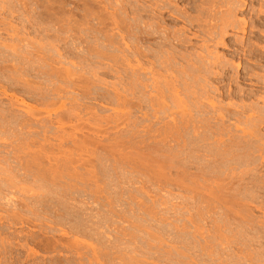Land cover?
<instances>
[{
    "label": "rangeland",
    "instance_id": "1",
    "mask_svg": "<svg viewBox=\"0 0 264 264\" xmlns=\"http://www.w3.org/2000/svg\"><path fill=\"white\" fill-rule=\"evenodd\" d=\"M250 1H253L254 4L258 0ZM125 4H128L129 7L132 5L134 7L137 4L140 7L149 8L151 0H0V264H206V258L209 260L207 264H218L219 256L223 258V256L232 255V258L236 259L231 254L233 250L236 251L235 253L244 250L245 253L248 249V252L252 251L250 248L254 251V245H260L259 242L261 241L264 244V151H260L264 149L262 147V145L264 146V141H262L264 133L261 137L259 133V135L257 134L258 130L262 133L264 127L261 126L255 132L254 128L257 129L258 127L252 125H250L251 128L249 125L235 127L232 125H235V122L230 124V121H225V123L228 122L227 125L221 124L228 126L231 130L224 129V125L218 126L214 122L209 125L207 130L202 126L200 120L202 117H208L209 113V117H212V111L204 112V115L207 114L204 116L203 110L200 108L205 107V104L203 105L200 101L198 103L197 99L194 102L193 98L192 100L189 97L185 98L187 97L185 93L182 96L185 99L186 110L182 109L185 108L184 104L177 108L170 101H168L170 103H168V107L174 109V113H171L174 117L177 114H175L176 109L183 115L178 114L179 120L181 117H188L189 114V117L193 115L195 119L192 116V120L197 122L185 123L186 125L180 123L182 126L178 123L179 120L173 123L172 118L170 119L168 116L171 115L168 112H172V110H164L168 115L165 113L163 116L160 113L164 112H159L157 114L162 117L155 115L158 120L154 118V112L146 108L144 102L141 104L146 99L144 96L148 94L149 97L152 96L153 92H150L154 88L151 83L153 81H151L152 76L144 75L146 77H144V83L148 84L149 88L146 89L147 92L144 87H140L143 89L140 90L136 87L135 78L132 77L133 74L130 71L127 76H124L120 62H122V50L126 47L127 42L134 44V41L131 40L134 37L133 34H137L138 29L146 31L148 28H146L145 22L151 25L149 27L150 25L147 24L150 30L148 31L153 32L154 27L152 25H157L158 22L155 19V22H152V15L149 14V17L144 16L145 19L136 26L135 20L138 15L135 12H130L126 18L125 9L127 8L124 6ZM179 5L184 8L182 6H186V3ZM253 6L258 7L256 9L258 11V3ZM261 15L258 12L248 13V11L238 15L237 19L246 18L250 22L249 25L252 26L253 24L257 29L251 30L253 33L250 34L251 28H248L247 31H249L244 33H247L245 36L243 32L238 31L237 35L234 36L235 41L234 39L226 40V43L222 44L223 46L210 44L208 49L201 45L203 41L199 40L197 36L202 34L198 30L196 31V28L193 31L189 25L183 22L178 23L166 15L164 18L167 22L164 23L166 25L163 24L166 32L182 30L181 33L184 32L183 35L187 36V39L191 38L192 43L186 45V49L172 43L173 45L170 44L171 47L165 45L166 47L164 46L165 49L163 48L162 51L163 53L170 52L169 54L171 51H177L176 53L180 54L179 57L188 56L184 60L177 55L179 61L176 62L179 67H184V70L189 66V73L190 70L195 69L192 64L195 65L201 58L200 56L196 57V55L201 54L202 56L203 53L202 57L206 56V58L212 56V58H226L225 60L235 64L239 61L244 62L249 64L247 67L249 68L254 64V60L255 62L260 59L264 60V55L262 54L263 58L259 55L261 54V46H264V39H259V34L262 35L259 31L264 30V17L261 19ZM149 18H151V22H149ZM103 20H105L104 23ZM125 20L130 22L129 25L133 23V27L128 26L131 31H128L129 34L127 33V37L132 36V38L123 40L122 37L125 36L123 32H127L122 28L125 27L122 25ZM160 26L162 25L159 24ZM163 28H158L159 30L162 29L160 30L163 32H161L162 34L166 33ZM194 33L197 35L196 38H192ZM159 36L157 34L155 40L161 41L163 35ZM202 37L203 35L200 38ZM239 37H243V39L251 37L249 43L252 48L249 47V49L254 50L257 46L255 50L259 51H257V56H254L255 58L252 57V62L247 56L248 53L243 56L246 58L245 61L243 60L245 58L241 59L244 46L242 47L238 42L242 39H238ZM124 41H127L126 44ZM159 41L154 42L156 45L153 44L156 48L150 43L146 44L147 42L142 43L141 47L144 48L145 46L148 48L144 49L153 48L151 50H157V43H161ZM39 48H43L42 51H39L40 53L38 52ZM203 49H206V52ZM167 50L169 51L167 52ZM262 63L264 64V61ZM262 63L259 66L258 63L254 64V68L260 69H255L259 74L264 73ZM235 64L232 65L235 66ZM177 65L175 64V67L170 65L172 68L170 71H168L170 66L166 72L161 68L160 70L159 67H156V71L158 74L160 71L163 75H159L162 77L167 72L166 77L170 73L182 75L181 72L184 71L180 72L182 67L175 73V69H179ZM173 68L175 69L173 70ZM251 68L253 69V67ZM68 70L72 74L74 73L73 76L66 75L71 76L70 79L63 76ZM215 70L218 71L219 69ZM185 71L187 72V70ZM185 71L183 73H186ZM250 72L251 70L249 74H251ZM200 73L199 76L197 73L195 78L206 80L208 83L204 82L203 84V81L197 79L198 85L202 86L206 83L209 85L210 83V87L213 86L207 88L210 90V94H215V87H220L225 92H228L231 85L232 90L237 87H244L246 91L254 88L252 85L249 86L250 83L247 80L242 82L237 80L238 84L235 85V78L223 79L222 81L218 76L212 77L213 74L211 73L210 75L206 72L204 74L203 71L202 75ZM217 73H220V70ZM61 76L66 79L63 80ZM130 78H134L133 82ZM182 80L179 79L180 84L177 83V87L179 85L189 86L188 83L192 86L188 79L187 83L185 77ZM129 82L135 86L132 84L131 86L128 85L129 87L126 86ZM125 86L143 92L139 94L140 99L137 95L135 96L139 101L129 96L128 99H131L130 104H132L129 110H125L121 106L123 101L120 99L124 96ZM190 90L193 91L192 88ZM141 96L143 97L142 100ZM188 96L192 97L189 94ZM186 99L190 103L187 104L188 100ZM138 104L141 106L139 108L142 109L138 108ZM171 104L174 105V108ZM194 105L199 106L198 111ZM259 106V109H262L264 104L261 103ZM181 109L182 111H180ZM205 109L204 111H207ZM145 111L147 113L151 111L153 114L151 112L146 114ZM127 112L128 116L126 117L125 113ZM201 115L203 116L201 117ZM176 124L178 127L175 126ZM75 126H77V130ZM233 131L235 134L232 133ZM249 132H251V136L255 132L254 139L251 136H248L250 138L246 136ZM205 133L206 135L207 133L214 134L212 137L209 135L211 138L209 137V141L206 143L204 141L206 135H203ZM218 134L219 136L216 137L215 135ZM62 135L64 136L62 137ZM218 139L224 141L221 142L219 148L214 144ZM203 141L204 143H201ZM207 142H210V144L208 143L210 149L205 145ZM260 143L262 145L259 147ZM57 144H61V146ZM206 147L212 150L210 152L213 156L211 158L210 155L209 158L211 165L209 166L212 170L209 169L208 177L203 165L205 164L203 158L206 157L205 154L207 153ZM216 149L219 154H222L223 151L224 155L227 152V155L229 154L231 157L223 154L221 157H219L220 155L215 157ZM236 155L240 156L237 157ZM234 156L237 157L236 160L240 157L243 159L240 158L236 162ZM211 159H214V162ZM232 159H234L233 162ZM240 170L245 172L246 177H242L246 178V181L242 177H238L239 174L243 175ZM205 176L210 178L211 182L206 183ZM215 181H219L216 183L217 186ZM244 181L245 183H243ZM207 185L214 190L210 191L208 188L207 195L209 196L206 195L207 190H205ZM225 190H229V193ZM210 192L219 194L214 193L219 197L212 195L213 199L216 198L214 202L213 199L209 200L211 198ZM206 200L210 202L206 203ZM211 204L214 207L211 208ZM218 207H220L219 210ZM207 209L208 211H206ZM248 221L249 223H246ZM226 222L227 227L224 224ZM246 224H249V229L248 226H244ZM213 225L217 229L218 227L221 229V234L219 229L217 231ZM221 225L225 227H221ZM213 227L216 232L212 231V229L214 230ZM206 231L209 232V235L205 234ZM245 231H249L248 234L252 233L251 236ZM214 232L216 235L219 233L218 236L227 233L226 238L221 236L219 238ZM232 232L233 234L236 233L237 238L231 234ZM243 233H246L248 238L244 239ZM206 235L213 239V241H209L211 245L208 244V248L211 246L209 248L210 253L213 252L210 255L213 256H205ZM252 235L257 239H254ZM251 237L252 240H250ZM216 238L224 239L225 245H223L226 247L223 245L224 248L220 247L218 245L220 241L218 242ZM225 239H228L227 241L233 245L227 243ZM252 241L259 244H254ZM231 247L234 249L231 250ZM226 248H230V252L226 250L227 254H223ZM256 248L258 247L256 246ZM240 252H238V256H240ZM220 253L222 255H219ZM238 256L236 261L238 258L241 259V256L244 257L242 254L240 257ZM225 259L227 260L224 257ZM228 259L232 260L230 256ZM242 262L241 260V263L238 264H245ZM232 263H234L233 260Z\"/></svg>",
    "mask_w": 264,
    "mask_h": 264
},
{
    "label": "bare ground",
    "instance_id": "2",
    "mask_svg": "<svg viewBox=\"0 0 264 264\" xmlns=\"http://www.w3.org/2000/svg\"><path fill=\"white\" fill-rule=\"evenodd\" d=\"M132 1V0H131ZM143 1V0H142ZM55 2V1H54ZM127 2H129V1H127ZM255 2V1H254ZM7 3V2H6ZM5 3V4H6ZM10 3V2H9ZM180 3H186V6H182V7H184V8H181L180 7ZM258 3V5H259V9H258V11L256 10L258 7H254L253 5L254 4H257ZM11 4V3H10ZM39 4H40V2H39ZM44 4V3H43ZM54 4V3H53ZM129 4H130V2H129ZM139 4V3H138ZM145 4V3H144ZM253 4V1H250V0H151V6L149 7V8H144V6H142V7H140L139 5H137L136 4V6H134L133 7V5H132V7H129V5L128 4H125L124 6L127 8V9H125V17L127 18V16H128V13H130V12H135L136 13V15H138V17L136 18V20H135V23H136V26L137 25H139L142 21H143V19H145V17L144 16H148L149 14H151L152 16V18H153V20H152V22H155V20L158 22V26L157 25H152V27H154V31L153 32H149L150 30H149V27H151V25L150 24H148V22H145L146 24V28H148L146 31L145 30H143V29H141V30H139L138 29V32H137V34L136 33H134V34H136V35H134L133 34V38H135V39H133L132 38V36H130V35H128V36H130L129 38L131 39V40H133L134 42V44H132V46H131V44L129 43V42H127V41H124L125 42V44H126V42H127V44L125 45L126 47L125 48H123V50H122V62H120V64H122V71H123V73H124V76L126 75H128L130 72L133 74L132 75V77H134L135 78V84L137 85L136 87H138V88H140V87H144L145 88V91L147 92V90H148V88H149V86H148V84L146 85L145 83H144V75H146V74H149V75H151L152 76V78H151V83H152V87H154V88H152L153 90H151L150 92H153L151 95V97H149L148 95V99H147V96H144V101H142V103L141 104H143V102H144V105H146V108H149L151 111H153L154 112V118H156L157 120H158V118L157 117H155V115H158L157 113H159V112H164V113H160L162 116H163V114H165L166 112L164 111V110H166V111H171L172 109H170L169 107H168V101H170V102H172V103H174V105L175 106H177V108L178 107H181L182 106V104H184L185 103V99H184V96H182L184 93H185V96H187V97H185V98H190L191 100H192V98H193V101L195 102L196 101V99H197V102L198 101H200V103H202L205 107H206V109H205V107H202V108H200L201 110H203V115H204V112H208V110H210V111H212V113H211V115H212V117H209L210 116V113L207 115V114H205V115H207L208 117H206L205 115V117H202L203 115H201V123H202V126L203 127H205V128H207V130H208V128H209V125L212 123V122H214L216 125H224V124H221V123H225V121H230L229 123L230 124H232V122H235L236 124L234 125V124H232L233 126H235V127H238V125L239 126H244V127H246V125L248 126L249 125V127H250V125H252V126H254V127H258L257 129L256 128H252V130H254L255 132L261 127V126H263L264 127V107H262V109H259L260 108V106L259 105H261V103L262 104H264V73L262 74V73H257L256 71H255V69H259V68H254V64H256V63H258L257 65L259 66V64H261L264 60H258V61H256L255 62V60L253 61L254 62V64L252 65L251 63V67H253V69L249 66V68H247L248 67V65L249 64H245L244 62H240L239 60V62L238 63H230V61H227V60H225V59H222V58H220V57H215V58H210V57H207L206 58V56H204V57H202L203 56V54H202V56H201V54L200 55H196V57L197 56H200L201 58L199 59V61L194 65V63L192 64V67L193 66H195L194 68L195 69H193V70H190V73H189V66L187 67V69L185 68V70H187V72L183 69L184 67H179L178 65H177V62L176 61H179L178 59L179 58H181L182 56H180L179 57V55L174 51H171V54H169L170 52H168L169 50H167V52L168 53H163V51L162 50H164L165 48H164V46L165 45H169V47H171V45L170 44H172V43H176L175 45L177 46H181L182 47V49L185 47V49H186V45H188V44H190V42L192 43V40H191V38H188L187 39V36H184L183 35V33H181V31H173V32H170V31H168V32H166V28L164 29L163 28V26L164 25H166V24H164L165 22H167V20L164 18L166 15H168V17H172L176 22H183V23H185V24H187V25H189L190 27H192V30L194 29V28H196V31L198 30L202 35H203V37L202 38H200L202 35H200V36H197L195 33L193 34V37L192 38H196V36H197V38L199 39V40H201V41H203V43L201 44V45H203L205 48H207L208 49V47H209V45L210 44H212V46H213V44H215L216 46H217V44L219 45V44H223L224 45V43H226L225 41L227 40V41H229V40H233L234 39V36H236L237 34L236 33H238V31H241V32H243V34L247 31V29L248 28H251L250 29V34L251 33H253L251 30H256L257 28H256V26L255 25H253L252 24V26H251V24L249 25V23L250 22H248V20L246 19V18H244V19H237V16L238 15H240V14H244V13H246L247 11H248V13L249 12H251V13H256V12H258V14H262L261 15V19H262V17H264L263 15H264V0H258L257 2H255ZM8 5V4H7ZM128 7H127V6ZM146 5V4H145ZM3 6V5H2ZM42 6V5H41ZM56 6V5H55ZM131 6V5H130ZM139 6V7H138ZM146 7V6H145ZM148 7V6H147ZM1 8V7H0ZM4 8V7H3ZM40 8V7H39ZM132 8V9H131ZM53 9V8H52ZM3 10V9H2ZM40 10V9H39ZM57 10V9H56ZM60 11V10H59ZM86 11V10H85ZM54 13V12H53ZM85 13V12H84ZM89 13V12H88ZM44 14V13H43ZM132 14H134V13H132ZM53 15V14H52ZM52 15H51V17H52ZM87 17V16H86ZM96 17H98V16H96ZM105 17V16H104ZM149 17V16H148ZM147 17V18H148ZM245 17V16H244ZM58 18V17H57ZM146 18V19H147ZM104 19V18H103ZM108 19V18H107ZM114 19V18H113ZM150 19L151 18H149V22H151L150 21ZM155 19V20H154ZM168 19V18H167ZM254 19V18H253ZM50 20V19H49ZM264 20V19H263ZM65 21V20H64ZM104 21L105 20H103V23H104ZM148 21V20H147ZM174 21V22H175ZM79 22V21H78ZM94 22V21H93ZM112 22V21H111ZM81 23V22H80ZM102 23V22H101ZM118 23V22H117ZM128 23H130L129 21L127 22V20H125V21H123V26H125V27H122L123 29H125L127 32L125 33V32H123L124 34H125V36H123L122 38H123V40H126V38H128L127 37V33H128V31L130 32L131 30L128 28V26L130 27V26H132V24L131 25H129ZM138 23V24H137ZM150 25L149 27H148V25ZM152 24V23H151ZM159 24H161L162 26H160L161 28H163L164 29V31L166 32V33H164V34H162L163 32L162 31H160V30H162V29H158V28H160L159 27ZM164 24V25H163ZM68 25V24H67ZM264 25V24H263ZM10 26V25H9ZM115 26V25H114ZM118 26V25H117ZM12 27V26H11ZM10 27V28H11ZM76 27V26H75ZM97 27V26H96ZM104 27V26H103ZM133 27V26H132ZM145 27V26H144ZM158 27V28H157ZM7 28V27H6ZM80 28V27H79ZM100 28H102V27H100ZM107 28V27H106ZM135 28V27H134ZM137 28V27H136ZM145 28V29H146ZM155 28H156V30H155ZM263 28V27H262ZM32 29V28H31ZM39 29V28H38ZM77 29V28H76ZM90 29V28H89ZM109 29V28H108ZM129 29V30H128ZM173 29V28H172ZM178 29V28H177ZM42 30V29H41ZM73 30H74V28H73ZM100 30V29H99ZM105 30V29H104ZM103 30V31H104ZM149 30V31H148ZM159 30V31H158ZM180 30V29H179ZM8 31H9V29H8ZM55 31V30H54ZM147 31H148V33H147ZM194 31V30H193ZM248 31H247V33H248ZM40 32V31H39ZM86 32V31H85ZM88 32V31H87ZM108 32V31H107ZM114 32V31H113ZM117 32V31H116ZM134 32H136V31H134ZM163 35V38L161 37L162 35L160 34V33ZM188 32V31H187ZM198 32V33H199ZM32 33V32H31ZM89 33V32H88ZM92 33V32H91ZM104 33V32H103ZM131 33H133V32H131ZM197 33V34H198ZM246 33V34H247ZM259 33H261L262 35H260L259 34V39H264V30H260L259 31ZM90 34V33H89ZM129 34V33H128ZM157 34H159L160 36L159 37H161V41H159V40H155L157 37H156V35ZM189 34V33H188ZM246 34H244V36L246 35ZM258 34V33H257ZM132 35V34H131ZM186 35V34H185ZM195 35V36H194ZM74 36V35H73ZM85 36V35H84ZM239 36V35H238ZM243 36V35H242ZM243 36V37H244ZM78 37V36H77ZM158 37V38H159ZM191 37V36H190ZM243 37H239L238 39H240V38H242V39H240V40H238V42L240 43V45H242V47L244 48V50H243V53H241L242 54V58L241 59H243V58H245V57H243L244 55H246L247 53V56L250 58L249 60H251V59H253L252 57H254L255 55L257 56V51H259V50H255L256 49V47H255V49L254 50H252L251 48V46H250V38L251 37H249V39H243ZM254 37V36H253ZM46 38V37H45ZM121 38V39H122ZM128 38V39H129ZM21 39V38H20ZM23 39V38H22ZM21 39V40H22ZM61 39V38H60ZM64 39V38H63ZM79 39V38H78ZM110 39V38H109ZM111 39H112V37H111ZM114 39V38H113ZM39 40V39H38ZM59 40V39H58ZM82 40V39H81ZM20 41V40H19ZM74 41V40H73ZM76 41V40H75ZM130 41V40H129ZM157 42V41H159V42H161V43H157L158 44V48H157V50L155 49V50H151V49H153V48H151V47H149V48H151V49H144V48H148V47H145L144 46V48H142L141 47V44L142 43H145V42H147L146 44H148V43H150V45H152L153 46V44H154V42ZM234 41H235V39H234ZM110 42V41H109ZM120 42V41H119ZM130 42H132V41H130ZM237 42V41H236ZM63 43V42H62ZM71 43V42H70ZM93 43V42H92ZM102 43H104V42H102ZM129 44V45H128ZM145 44V45H146ZM199 44V43H198ZM144 45V44H143ZM154 45H156V44H154ZM173 45V44H172ZM220 45V46H221ZM222 45V46H223ZM38 46H39V44H38ZM41 46V45H40ZM94 46V45H93ZM202 46V47H203ZM211 46V45H210ZM215 46V47H216ZM234 46V45H233ZM254 46V45H253ZM45 47V46H44ZM153 47H155V46H153ZM166 47V46H165ZM193 47V46H192ZM249 47H251L250 49H249ZM258 47H260V46H258ZM262 48L260 49V52H261V54H259L261 57H262V54L264 55V46H261ZM91 48V47H90ZM113 48V47H112ZM156 48V47H155ZM164 48V49H163ZM180 48V47H179ZM199 48V47H198ZM232 48V47H231ZM242 48V49H243ZM246 48V49H245ZM248 48V49H247ZM32 49V48H31ZM184 49V50H185ZM213 49V48H212ZM215 49V48H214ZM239 49H241V48H239ZM258 49V48H257ZM42 51L43 50V48H39L38 49V52L39 51ZM69 50V49H68ZM80 50V49H79ZM120 50V49H119ZM174 50V49H173ZM203 50H205V52H206V49H203ZM230 50V49H229ZM236 50V49H235ZM54 51V50H53ZM58 51V50H57ZM90 51V50H89ZM99 51V50H98ZM166 51V50H165ZM193 51V50H192ZM208 51V50H207ZM239 51H241V50H239ZM37 52V51H36ZM35 52V53H36ZM55 52V51H54ZM189 52V51H188ZM40 53V52H39ZM65 53V52H64ZM76 53V52H75ZM89 53V52H88ZM99 53V52H98ZM178 53H179V51H178ZM183 53V52H182ZM208 53V52H207ZM210 53V52H209ZM208 53V54H209ZM214 53V52H213ZM217 53V52H216ZM237 53L238 54H240L238 51H237ZM78 54V53H77ZM76 54V55H77ZM185 54V53H184ZM197 54V53H196ZM79 55V54H78ZM91 55V54H90ZM95 55V54H94ZM99 55V54H98ZM177 55H178V57H177ZM186 55H188V54H186ZM212 55V54H211ZM258 55V56H259ZM42 56V55H41ZM85 56H87V55H85ZM105 56V55H104ZM113 56H114V54H113ZM191 56H194V55H191ZM221 56V55H220ZM246 56V57H247ZM111 57V56H110ZM187 58H188V56H186ZM185 56H183L182 57V59H184L185 60V58H186ZM222 57H225V56H223L222 55ZM232 57V56H231ZM38 58V57H37ZM81 58H83V57H81ZM189 58H191L190 56H189ZM195 58V57H194ZM255 58V57H254ZM263 58V57H262ZM117 59V58H116ZM116 59H113V60H116ZM197 59V60H198ZM44 60V59H43ZM181 60V59H180ZM195 60H196V58H195ZM244 61L246 60V58L245 59H243ZM50 61V60H49ZM70 61V60H69ZM114 62H116V61H114ZM181 62V61H180ZM251 62H252V60H251ZM71 63V62H70ZM184 63H185V61H184ZM243 63H244V65L246 66H244L243 65ZM69 64V63H68ZM73 64V63H72ZM175 64L177 65V67L179 68V69H175V68H173V70L175 69V73H176V70H180V68L182 69V70H180V72L181 71H185L186 73H183V72H181L182 73V75H177V74H175V75H173V74H169V76L168 77H166L165 75H167L168 74V72L163 76L164 77V79L163 80H161V78H163L161 75H163V74H161L160 73V71H159V74H161V75H159L158 74V71H156V67L158 68L159 67V69L161 68V69H163L165 72H166V69L167 68H169V66L171 65H174V67H175ZM232 64H235V66L234 65H232ZM263 64V63H262ZM48 65V64H47ZM55 65V64H54ZM58 65V64H57ZM62 65V64H61ZM83 65V64H82ZM111 65V64H110ZM147 65V67H145ZM179 65H181L180 63H179ZM264 65V64H263ZM62 66H64V65H62ZM120 66V65H119ZM171 66H170V69H168V71H170L172 68H171ZM197 66V67H196ZM262 66V65H261ZM58 67V66H57ZM173 67V66H172ZM191 67V66H190ZM192 67H191V69H192ZM257 67V66H256ZM263 68H264V66H262ZM262 67H261V69H262ZM63 68H65V67H63ZM251 68V69H250ZM60 69V68H59ZM70 69V68H69ZM82 69V68H81ZM158 69V70H159ZM160 69V70H161ZM215 69H219L220 70V73H217V72H219V70L218 71H216ZM251 70V74H249V71ZM55 70H56V67H55ZM54 70V71H55ZM62 70V69H61ZM162 70V71H163ZM260 70V69H259ZM63 71H65V70H63ZM69 71V70H68ZM68 71H66L65 73V75H63L64 77L68 74V75H72L73 76V74L71 73H69ZM118 71V70H117ZM130 71V72H129ZM163 71V72H164ZM178 71H177V73H178ZM202 71H203V73L204 72H206V74H208L209 73V75H210V73L211 74H213V75H211L212 77L213 76H218V77H220L221 79H222V81H223V79H231V78H235L234 80V82H235V85H236V83L238 84V82H237V80H239V82L241 81H243V80H247V82L249 81V83H250V85L249 86H253L254 88L253 89H251V90H248V91H246V89L244 90V87L243 88H241V87H237V88H233V90L231 89L232 88V85L230 86L231 88H229L228 89V92H225L224 90H222L220 87H215V94L213 95V94H210V90H207V88H208V86L210 87V83H209V85H207V81L205 80V81H203L202 79H198V77L197 78H195V76L197 75V73H198V75L197 76H199V73H200V75H202L203 73H202ZM214 71H216V72H214ZM261 71H263V70H261ZM51 72V71H50ZM68 72V73H67ZM76 72V71H75ZM164 72V73H165ZM179 72V73H180ZM253 72V73H252ZM53 73H55V72H53ZM58 73V72H57ZM60 73H61V71H60ZM174 73V72H173ZM83 74V73H82ZM111 74V73H110ZM188 74H191V75H188ZM205 74V73H204ZM262 74V75H261ZM57 75V74H56ZM80 75V74H79ZM94 75V74H93ZM117 75V74H116ZM208 75V76H209ZM78 76V75H77ZM123 76V77H124ZM147 76V75H146ZM62 77V76H61ZM69 78L70 79V77L71 76H66V78ZM82 77V76H81ZM80 77V78H81ZM84 77V76H83ZM87 77V76H86ZM156 77V78H155ZM158 77H159V79H158ZM183 77H185V79L187 80H189L191 83H192V86L190 85V83H188V80H187V83H188V85L189 86H185L184 85V87H183V85H179L180 87L182 86L183 88H180L179 86L177 87L176 86V84L177 83H179L180 84V81L183 79ZM207 77V76H206ZM217 77V78H218ZM63 78V77H62ZM66 78H63V80L64 79H66ZM67 78V79H68ZM119 78H120V76H119ZM134 78H130V79H132V82H133V80H134ZM146 78V77H145ZM182 78V79H181ZM117 79V78H116ZM179 79H180V81H179ZM197 79L198 80H201V81H203V84H204V82H207L205 85H203L202 84V86H200V84L198 85V82H197ZM205 79H207V78H205ZM62 80V79H61ZM73 80V79H72ZM147 81H148V79H146ZM150 80V79H149ZM219 80V79H218ZM233 80V79H232ZM131 81V80H130ZM221 81V82H222ZM225 81V80H224ZM73 82V81H72ZM86 82V81H85ZM92 82V81H91ZM90 82V83H91ZM182 82H184V80H182ZM181 82V83H182ZM200 82V81H199ZM211 82V81H210ZM217 82V81H216ZM233 82V81H232ZM65 83V82H64ZM68 83V82H67ZM77 83V82H76ZM89 83V82H88ZM98 83V82H97ZM130 83V82H129ZM127 83V85L126 86H131V84L132 83ZM147 83V82H146ZM148 83H149V81H148ZM150 83V84H151ZM185 83H186V81H185ZM184 83V84H185ZM93 84H96V83H93ZM217 84V83H216ZM220 84H223V83H220ZM83 85V84H82ZM132 85H134V84H132ZM225 85V84H224ZM240 85V84H239ZM63 86H66V85H63ZM95 86V85H94ZM126 86H125V88H124V96H122V95H120V96H122L121 97V101H123V104L121 105V106H123L124 108L123 109H125V110H129V108L132 106V104H130V100L128 99L129 98V96H132V99H133V97L135 98V99H137L135 96L137 95L138 96V99H140L139 97H140V92H142V91H137V90H139V89H137L136 91L134 90V88L132 89H129L128 87L126 88ZM135 86V85H134ZM133 86V87H134ZM150 86V87H151ZM191 86V87H190ZM228 86V87H229ZM57 87V86H56ZM116 87V86H115ZM211 87H213V86H211ZM210 87V88H211ZM107 88V87H106ZM190 88H192V92H191V90H190ZM209 88V89H210ZM261 88V89H260ZM58 89V88H57ZM62 89V88H61ZM111 89V88H110ZM147 89V90H146ZM151 89V88H150ZM149 89V90H150ZM183 90V93H181L182 92V90ZM118 90H119V88H118ZM123 90V89H122ZM132 90H133V92H136V93H133L132 92ZM140 90H143V89H141L140 88ZM58 91V90H57ZM66 91V90H65ZM64 91V92H65ZM121 91V90H120ZM144 91V92H145ZM185 91V92H184ZM54 92V91H53ZM59 92V91H58ZM116 93H119V92H116ZM143 93V92H142ZM186 93H187V95H186ZM44 94V93H43ZM55 94V93H54ZM53 94V95H54ZM65 94V93H64ZM68 94H70V93H68ZM67 94V95H68ZM72 94V93H71ZM188 94L189 95H191L192 97H190V96H188ZM141 95H143V94H141ZM213 95V96H212ZM41 96H42V94H41ZM46 96V95H45ZM52 96V95H51ZM49 97V96H48ZM55 97V96H54ZM103 97V96H102ZM142 97V96H141ZM183 97V98H182ZM58 98V97H57ZM101 98V97H100ZM118 98V97H117ZM73 99V98H72ZM79 99V98H78ZM99 99V98H98ZM118 99V100H119ZM137 99V100H138ZM143 99V97L141 98V100ZM195 99V100H194ZM77 100V99H76ZM140 100V101H141ZM186 100H188V99H186ZM117 101V100H116ZM139 101V100H138ZM78 102V101H77ZM83 102V101H82ZM188 102L190 103V101L188 100L187 101V104H188ZM196 102V103H197ZM43 103V102H42ZM193 103V102H192ZM196 103H195V105H196ZM199 103V102H198ZM198 103H197V105H198ZM170 104V103H169ZM186 104V103H185ZM185 104L183 105L184 107H185ZM201 104V105H202ZM131 105V106H130ZM173 104H171V106H172ZM174 105H173V108H174ZM194 105V106H195ZM202 105V106H203ZM135 106V105H134ZM138 106V108H139V104L137 105ZM170 106V105H169ZM191 106H192V104H191ZM85 107V106H84ZM141 107V106H140ZM187 107H188V105H187ZM195 107H197V106H195ZM199 107V106H198ZM197 107V111L199 110V108ZM201 107V106H200ZM76 108V107H75ZM74 108V109H75ZM81 108V107H80ZM79 108V109H80ZM90 108V107H89ZM117 108V107H116ZM145 108V109H146ZM189 108V107H188ZM133 109V108H132ZM139 109H142V108H139ZM144 109V108H143ZM149 109H147V110H149ZM157 109V110H156ZM180 109V108H179ZM182 109H185L186 110V107L185 108H182ZM182 109L180 110V111H182ZM191 109V108H190ZM204 109L205 110H207V111H204ZM93 110V109H92ZM174 110V109H173ZM172 110V112H168V113H174V111ZM200 110V111H201ZM85 111V110H84ZM150 111V112H151ZM193 111V110H192ZM88 112V111H87ZM146 112V111H145ZM149 112V113H150ZM179 111L176 109L175 110V114H176V117L178 116V117H180L178 114H180V112L178 113ZM189 112H190V110H189ZM196 112V111H195ZM194 112V113H195ZM202 112V111H201ZM78 113V112H77ZM76 113V114H77ZM149 113H147L146 112V114H149ZM152 113V112H151ZM156 113V114H155ZM182 113V112H181ZM193 113V112H192ZM80 114V113H79ZM78 114V115H79ZM126 115V117L128 116V112L127 113H125ZM130 114H131V112H130ZM142 114V113H141ZM153 114V113H152ZM158 115V117H160L161 115ZM167 114V113H166ZM184 114V113H183ZM186 114V113H185ZM61 115V114H60ZM96 115V114H95ZM124 115V114H123ZM134 115V114H133ZM168 115V114H167ZM181 115V114H180ZM190 115H191V112H190ZM72 116V115H71ZM97 116V115H96ZM149 116V115H148ZM161 116V117H162ZM169 116V118L171 119L172 118V122L173 123H175V122H177V120H179L178 119V117L176 118V117H174V115H168ZM168 116L166 117L165 116V118H168ZM181 116H183V115H181ZM193 116V115H192ZM192 116H190L189 117V114H188V117H181L180 118V122L178 121V123L180 124V123H190V122H197V121H195L194 119V116H193V120H192ZM95 117V116H94ZM100 117V116H99ZM120 117H121V115H120ZM137 117V116H136ZM153 117V116H152ZM57 118V117H56ZM66 118V117H65ZM81 118V117H80ZM91 118V117H90ZM61 119H63L62 117H61ZM79 119V118H78ZM121 119V118H120ZM169 119V120H170ZM198 119V118H197ZM50 120V119H49ZM57 120V119H56ZM59 120V119H58ZM96 120V119H95ZM104 120V119H103ZM51 121V120H50ZM92 121V120H91ZM100 121V120H99ZM148 121V120H147ZM199 121V122H200ZM56 122H58V121H56ZM129 122V121H128ZM59 123V122H58ZM172 123V124H173ZM228 123V122H227ZM227 123H225L226 125H227ZM52 124V123H51ZM57 124V123H56ZM64 124V123H63ZM109 124V123H108ZM124 124H126V123H124ZM178 124V125H179ZM199 124V123H198ZM240 124H244V125H240ZM164 125V124H163ZM181 125V124H180ZM186 125V124H185ZM188 125V124H187ZM191 125V124H190ZM189 125V126H190ZM61 126V125H60ZM160 126V125H159ZM175 126H177V124L175 125ZM174 126V127H175ZM182 126V125H181ZM184 126V125H183ZM212 126V125H211ZM225 126V125H224ZM135 127V126H134ZM146 127V126H145ZM178 127V126H177ZM184 127H186V126H184ZM225 127H228V126H225ZM224 127V129H229V130H231L229 127L228 128H225ZM77 128V126H75V129ZM183 128V127H182ZM219 128V127H218ZM217 128V129H218ZM248 128V127H247ZM251 128V127H250ZM221 129H222V127H221ZM249 129V128H248ZM77 130V129H76ZM185 130V129H184ZM219 131H220V129H218ZM218 130H217V132H218ZM261 130H262V128H261ZM180 131V130H179ZM228 131V130H227ZM226 131V132H227ZM245 131V130H244ZM258 131H260V130H258ZM257 131V134L259 133L260 134V137L263 135V133H264V131L261 133V131L260 132H258ZM203 132V131H202ZM243 132V131H242ZM255 132H254V134H255ZM209 133H210V131H209ZM209 133H207V135H206V133L205 134H203V135H206V137L204 138V141H205V143H206V141H209L208 139H209V135H211V137H212V135H214V134H209ZM212 133V132H211ZM222 133V132H221ZM228 133V132H227ZM231 132H229V135H231L230 134ZM232 133H234V131L232 132ZM250 133V134H249ZM248 133V135H246L247 137L248 136H251V132H249ZM70 134V133H69ZM151 134H152V132H151ZM150 134V135H151ZM235 134V133H234ZM233 134V135H234ZM246 134H247V132H246ZM254 134H252V136H251V138L253 137V135ZM258 134V135H259ZM176 135V134H175ZM203 135H201V136H203ZM223 135V137H224V134H222ZM227 135V134H226ZM232 135V136H233ZM240 135V134H239ZM242 135H243V133H242ZM60 136H61V134H60ZM59 136V137H60ZM64 135H62V137H63ZM130 136V135H129ZM148 136V135H147ZM171 136V135H170ZM178 136V135H177ZM216 137L217 136H219V134L218 135H215ZM58 137V136H57ZM68 137V136H67ZM200 137V136H199ZM204 137V136H203ZM210 137V138H211ZM222 137V136H221ZM234 137V136H233ZM259 137V138H260ZM65 138V137H64ZM69 138H71V137H69ZM201 138V137H200ZM237 138V137H236ZM240 138V137H239ZM246 138V137H245ZM248 138H250V137H248ZM255 138V136L253 137V139ZM258 138V139H259ZM264 138V137H263ZM262 138V139H263ZM60 139H62V138H60ZM128 139H129V137H128ZM155 139V138H154ZM223 139V138H222ZM222 139H218L217 141H216V143H214V144H216L218 147L217 148H219V147H221V142H224V141H221ZM233 139H235V137L233 138ZM238 139V138H237ZM256 139H257V135H256ZM261 139V140H262ZM47 140V139H46ZM58 140V139H57ZM65 140H66V138H65ZM68 140V139H67ZM133 140V139H132ZM159 140V139H158ZM163 140V139H162ZM203 140V139H202ZM215 140V139H214ZM230 140V139H229ZM246 140V139H245ZM261 140H259L260 142H261ZM50 141V140H49ZM56 141V140H55ZM60 141V140H59ZM63 141V140H62ZM71 141V140H70ZM146 141V140H145ZM151 141V140H150ZM160 141V140H159ZM204 141L203 142H201V143H204ZM210 141H211V139H210ZM237 141V140H236ZM262 141H264V139L262 140ZM61 142V141H60ZM73 142V141H72ZM163 142V141H162ZM162 142H161V144H162ZM169 142V141H168ZM212 142V141H211ZM234 142V141H233ZM241 142H243V141H241ZM246 142V141H245ZM84 143V142H83ZM194 143V142H193ZM208 143L210 144V142H207V144H205V145H207V147H208ZM237 143V142H236ZM239 143V142H238ZM261 143H263V142H261ZM260 143V145H259V147L262 145ZM50 144H51V142H50ZM148 144V143H147ZM196 144H198V143H196ZM225 144V143H224ZM233 144V143H232ZM264 144V143H263ZM54 145V144H53ZM52 145V146H53ZM57 145H59V144H57ZM73 145V144H72ZM169 145V144H168ZM185 145V144H184ZM202 145V144H201ZM205 145H203V146H205ZM238 145V144H237ZM51 146V147H52ZM59 146H61V144L59 145ZM76 146V145H75ZM152 146V145H151ZM232 146H234V145H232ZM179 147H182V146H179ZM207 147H206V154H205V158H203L204 159V162H205V164H203L204 165V167H205V169L204 170H206V175L208 174V171H209V169H211V165H210V160H209V158H210V155H211V152L210 151H212V150H209L210 149V147H208L209 149H207ZM229 147V146H228ZM241 147V146H240ZM262 147H264L263 145H262ZM62 148V147H61ZM146 148H147V146H146ZM161 148V147H160ZM163 148V147H162ZM204 149H205V147H203ZM225 149H226V147H224ZM223 148V149H224ZM231 148V147H230ZM239 148V147H238ZM244 148V147H243ZM76 149H78V148H76ZM148 149V148H147ZM165 149V148H164ZM170 149V148H169ZM222 149V148H221ZM228 149V148H227ZM257 149V148H256ZM259 149V148H258ZM257 149V150H258ZM261 149V148H260ZM9 150V149H8ZM235 150V149H234ZM82 151V150H81ZM157 151H159V150H157ZM221 151V150H220ZM231 151V150H230ZM239 151V150H238ZM260 151H264V149L262 150H260ZM170 152V151H169ZM213 153V152H212ZM224 153H225V151H224ZM238 153V152H237ZM74 154V153H73ZM214 154V153H213ZM222 154H223V151H222ZM221 153L219 154V152H218V150L216 149V153H215V157H217V156H219V157H221V155H222ZM226 155H227V152L225 153ZM231 154V153H230ZM233 154V153H232ZM235 154V153H234ZM245 154V153H244ZM188 155V154H187ZM224 155V154H223ZM226 155H224V156H226ZM229 155V154H228ZM227 155V156H228ZM251 155V154H250ZM73 156V155H72ZM75 156V155H74ZM173 156V155H172ZM171 156V157H172ZM230 157H231V155H229ZM233 156V155H232ZM237 156V155H236ZM240 155H238L237 157H239ZM4 157V156H3ZM70 157V156H69ZM179 157V156H178ZM186 157V156H185ZM214 157V158H215ZM218 157V158H219ZM236 157V158H237ZM247 157V156H246ZM264 157V156H263ZM211 158H213V156L211 155ZM234 158H235V156H234ZM236 158H235V160H236ZM241 158V157H240ZM240 158L239 159H237L236 160V162L238 161V160H240ZM208 159V160H207ZM223 159V158H222ZM229 159V158H228ZM241 159H243V157L241 158ZM73 160V159H72ZM211 160H213L212 162H214V159H211ZM217 160V159H216ZM219 160V159H218ZM233 160L234 159H232L231 161L233 162ZM55 161V160H54ZM57 161V160H56ZM59 161V160H58ZM224 161V160H223ZM228 161V160H227ZM230 161V160H229ZM6 162V161H5ZM72 163H73V161H71ZM75 162V161H74ZM216 162H218V161H216ZM216 162H215V164H216ZM248 162V161H247ZM258 162V161H257ZM59 163V162H58ZM76 163V162H75ZM78 163V162H77ZM218 164V163H217ZM242 164V163H241ZM58 165V164H57ZM201 165V164H200ZM210 165V166H209ZM238 165V164H237ZM202 166V165H201ZM215 166V165H214ZM224 166V165H223ZM261 166V165H260ZM263 167V166H262ZM30 168V167H29ZM216 168V167H215ZM214 168V169H215ZM27 169V168H26ZM213 169V170H214ZM226 169V168H225ZM212 170V169H211ZM235 170V169H234ZM244 170V169H243ZM243 170L241 171V173L243 172ZM264 170V169H263ZM247 171V170H246ZM248 173H249V171H247ZM246 172V173H247ZM211 173V172H210ZM205 175V174H204ZM210 175V174H209ZM220 175V174H219ZM232 175V174H231ZM247 175V174H246ZM249 175V174H248ZM251 175V174H250ZM242 176H244V177H246L245 176V172H243V175H241V174H239L238 175V177H242ZM252 176V175H251ZM206 177V176H205ZM207 177H208V175H207ZM206 177V178H207ZM237 177V178H238ZM256 177V176H255ZM204 178L205 179V182L207 183L208 181H210V178ZM235 178V177H234ZM236 178V179H237ZM243 178V177H242ZM239 179V178H238ZM244 179V178H243ZM242 179V180H243ZM246 179V178H245ZM244 179V180H245ZM218 180V179H217ZM233 180V179H232ZM239 180H241V179H239ZM246 181V180H245ZM245 181L243 182V183H245ZM211 182V181H210ZM219 182V181H218ZM217 181H215V184L216 183H218ZM261 182V181H260ZM250 183V182H249ZM255 183V182H254ZM220 184V183H219ZM218 184V185H219ZM252 184V183H251ZM246 185V184H245ZM216 186H217V184H216ZM239 186V185H238ZM219 187V186H218ZM222 187V186H221ZM220 187V188H221ZM207 188V189H206ZM206 188H205V190H207V193H206V195L208 194V192H209V190H208V188H209V186L207 185L206 186ZM212 187L210 186V191H212L213 189H211ZM219 188V189H220ZM224 188H226V187H224ZM223 188V189H224ZM231 188V187H230ZM241 188V187H240ZM238 189V188H237ZM221 190H222V188H221ZM239 190V189H238ZM248 190V189H247ZM214 191V190H213ZM225 191H227V190H225ZM206 192V191H205ZM218 192V191H217ZM217 192H210L209 194H210V197L211 198H209V200L210 199H213L212 197V195H215L214 193H216V194H218ZM228 193H229V190L227 191ZM253 192V191H252ZM220 193V192H219ZM227 194V193H226ZM219 195V194H218ZM218 195H215V197H217ZM223 195V194H222ZM221 195V196H222ZM230 195V194H229ZM207 196H209V195H207ZM220 196V197H221ZM261 196V195H260ZM214 197V199H213V202H214V200L216 199ZM219 197V196H218ZM207 198V197H206ZM224 198V197H223ZM230 198V197H229ZM208 199V198H207ZM207 201L206 200V203L207 202H210V201ZM218 200V199H217ZM216 200V201H217ZM220 201V200H219ZM228 201H230V200H228ZM263 201H264V199H263ZM262 201V202H263ZM212 202V201H211ZM221 202V201H220ZM219 202V203H220ZM258 202V201H257ZM218 203V202H217ZM261 203V202H260ZM205 204V203H204ZM208 204H210V203H208ZM256 204V203H255ZM258 204V203H257ZM207 205V204H206ZM213 205H215L216 206V204L215 203H213ZM222 205V204H221ZM208 206V205H207ZM210 206V205H209ZM217 206H218V204H217ZM256 206V205H255ZM254 206V207H255ZM259 206V204L257 205V207ZM212 207H214V206H212V204H211V208ZM231 207V206H230ZM262 207H263V205H262ZM261 207V208H262ZM219 208L220 207H218V210H219ZM223 208H224V206H223ZM259 208V207H258ZM214 209V208H213ZM255 209V208H254ZM257 209V208H256ZM216 210H217V207H216ZM231 210V209H230ZM261 210H263V209H261ZM206 211H208V209L206 210ZM215 211V210H214ZM264 211V210H263ZM209 212H210V210H209ZM206 213V212H205ZM240 214V213H239ZM206 215V214H205ZM234 215H235V213H234ZM209 216V215H208ZM238 216H240V215H238ZM243 216V215H242ZM218 217V216H217ZM216 217V218H217ZM254 217V216H253ZM264 217V216H263ZM206 218V217H205ZM207 219V218H206ZM206 219H205V221H206ZM246 219V218H245ZM218 220V219H217ZM233 220V219H232ZM234 220H235V218H234ZM244 220V219H243ZM224 221V220H223ZM264 221V220H263ZM215 222H217L216 220H215ZM225 222V221H224ZM232 222V221H231ZM251 222H252V220H251ZM250 222V223H251ZM219 223H221V222H219ZM246 223H249V221L248 222H246ZM254 223V222H253ZM212 224V223H211ZM224 224H226V227H227V222L226 223H224ZM241 224V223H240ZM239 224V225H240ZM245 224V223H244ZM257 224H259V223H257ZM217 225H220V224H218L217 223ZM216 225V226H217ZM249 225V224H248ZM247 224L246 225H244V226H248ZM255 225V224H254ZM254 225H253V227H254ZM205 226H206V224H205ZM214 226V225H213ZM222 226H224V225H221V227ZM229 226V225H228ZM215 227V226H214ZM213 227V228H214ZM225 227V226H224ZM243 227V226H242ZM264 227V226H263ZM208 228V227H207ZM206 228V229H207ZM216 229H217V227H215ZM215 228H214V230L212 229V231H215ZM252 228V227H251ZM218 229H219V227H218ZM218 229H217V231H218ZM245 229V228H244ZM248 229H249V226H248ZM254 229H256V228H254ZM208 230V229H207ZM220 230L221 229H219V232H220ZM243 230V229H242ZM246 230V229H245ZM209 231V230H208ZM208 231H206L205 232V234H208L209 235V232ZM211 231V230H210ZM211 231V232H212ZM244 231V230H243ZM242 231V232H243ZM253 230L251 229V232H252ZM255 231V230H254ZM216 232V231H215ZM215 232H214V234H215ZM226 232V231H225ZM246 232V231H245ZM248 233H249V231H247ZM246 232V233H247ZM213 233V232H212ZM238 233V232H237ZM246 233H243L244 235H245V237H244V239L247 237L248 238V236H246ZM247 233V234H248ZM253 234H254V232H252ZM252 233H250V234H252ZM256 233V232H255ZM220 234H221V232H220ZM223 234H224V236H223ZM232 235H234L236 238H237V236L235 235V234H233V232L231 233ZM250 234H248V235H250ZM216 235V234H215ZM219 235V233L216 235L217 237H219L220 238V236H218ZM225 235H227V233L225 234V233H222V238L224 237V238H226L225 237ZM232 235H231V237H232ZM239 235V234H238ZM244 235H242V236H244ZM259 235V234H258ZM207 236V235H206ZM205 236V237H206ZM240 236H241V234H240ZM251 236V235H250ZM256 236V235H255ZM228 237V236H227ZM234 237V238H235ZM252 237H253V235H252ZM252 237H251V239L250 240H252ZM257 237V236H256ZM209 238H211V239H209ZM213 238H215V237H213ZM230 238V237H229ZM233 238V237H232ZM235 238V239H236ZM254 238V237H253ZM217 239V238H216ZM215 239V240H216ZM240 239V238H239ZM243 239V240H244ZM254 239H257V238H254ZM253 239V240H254ZM259 239V238H258ZM210 240H212L213 241V239H212V237H206L205 238V253H206V255L205 256H208V255H210V254H213V252L212 253H210V250H209V248L211 247L210 245V243H209V241ZM215 240H214V242H215ZM218 240V242L220 241V243L218 244V245H220V247H222V248H224V247H226V246H224L225 244V242L223 243V241H224V239H217ZM226 240V239H225ZM228 240V239H227ZM226 240V242L227 243H229L230 241H227ZM230 240V239H229ZM237 240V239H236ZM241 240V239H240ZM239 240V241H240ZM247 240V239H246ZM249 240V239H248ZM249 240V241H250ZM238 241V240H237ZM236 241V242H237ZM242 241V240H241ZM257 241V240H256ZM217 241H216V243H218ZM232 242H234V241H232ZM251 242V241H250ZM212 243V242H211ZM216 243H214V244H216ZM240 243H243V242H240ZM252 243H254V241H252ZM255 243H258V242H255ZM254 243V244H255ZM260 243V245H257L256 244V246L258 247V248H256V246L254 245V247H255V249H254V251H253V249H251L250 248V250H252V251H250V252H248L249 251V249H248V251H245V253H244V250L243 251H238V252H240L239 253V255L241 256V254L242 255H244V257H242L241 256V259L240 258H238V261H236V259H237V254H238V252L237 253H235L234 252V248L232 249V247H231V250H233V252H231V254H233L235 257H236V259H234V258H232V255H228V256H223V258H221V256H219L218 257V259L219 260H217V263L218 264H238V263H241V260L243 261V262H245V264H259L260 262L262 263V261H263V258H264V244L262 243V241L261 242H259ZM258 243V244H259ZM208 244H210L209 246V248H208ZM213 244V245H214ZM224 244V245H223ZM230 244V243H229ZM229 244H227V245H229ZM236 244V243H235ZM238 244V243H237ZM236 244V245H237ZM204 245V244H203ZM224 247H223V246ZM230 245H233V244H230ZM240 245V244H239ZM238 245V246H239ZM250 245H252V244H250ZM215 246V245H214ZM213 246V248H214V250H216L215 249V247ZM241 246H243L242 244H241ZM248 246H249V244H248ZM219 247V246H218ZM236 247V246H235ZM245 247V246H244ZM249 247H251V246H249ZM248 247V248H249ZM253 247V246H252ZM216 248H217V245H216ZM221 248V249H222ZM239 248H241V247H239ZM239 248H237V249H239ZM247 248V247H246ZM218 249H220V248H218ZM242 249V248H241ZM243 249H245V248H243ZM213 250V249H212ZM211 250V251H212ZM224 250V249H223ZM228 252H230V248L228 249V248H226L224 251V253H223V251H221L220 250V252L221 253H223V254H227V251ZM217 251H219V250H217ZM248 252V253H247ZM216 253V252H215ZM219 253V252H218ZM219 254V255H222V254ZM210 256H213V255H210ZM216 257L218 256V254L217 255H215ZM230 256V258L234 261V263H232V260H230V259H228V257ZM240 256H238V257H240ZM224 257L225 258H227V260H230V261H227L226 259L224 260ZM209 258V257H208ZM212 258H214V257H212ZM211 258V259H212ZM223 259L222 261H220L221 259ZM210 259V258H209ZM215 259V258H214ZM209 260H207V258H206V264H207V262H208ZM216 261V260H215ZM215 261H214V263H215ZM236 262V263H235ZM242 262V263H243ZM264 263V262H263ZM262 263V264H263ZM212 264V263H211ZM216 264V263H215Z\"/></svg>",
    "mask_w": 264,
    "mask_h": 264
}]
</instances>
